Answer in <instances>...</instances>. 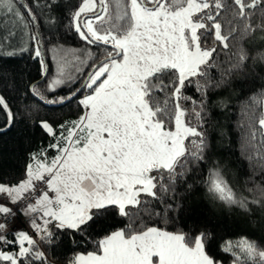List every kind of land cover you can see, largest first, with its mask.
Instances as JSON below:
<instances>
[{
  "label": "snow or ice",
  "instance_id": "snow-or-ice-1",
  "mask_svg": "<svg viewBox=\"0 0 264 264\" xmlns=\"http://www.w3.org/2000/svg\"><path fill=\"white\" fill-rule=\"evenodd\" d=\"M18 2L0 0V13L12 17V27L3 41L16 35L17 26L24 30L23 38L37 39L27 31L29 23L20 8L33 22L35 15L26 4L19 3L17 7ZM232 5L235 8L232 20L227 21V34L222 31L221 17L225 0H82L70 14L69 27L87 45L100 50L99 56L85 50L84 59L75 57L81 64L85 59L93 62L82 84L83 89L90 91L78 101L83 114L61 124L59 132L42 121L41 127L55 140L49 148L55 149L56 154L49 159L46 150L41 149L32 154L23 181L11 186L0 184V195L13 205L29 197L35 199L34 204L25 205L23 214L48 244L56 235L49 229L50 223L54 222L55 229L86 238L93 227L122 218L121 226L109 225L110 230L93 241V251L75 255L70 264H218L205 250L211 233L201 231L191 236L183 231H169L149 225L145 218L161 216L149 207L152 201L163 203L165 195L175 193L177 177L185 176L189 164L204 159V98L213 86L209 70L216 67L213 53L217 51L215 46H208L209 39L227 48L229 36L236 31V20L244 22V35H251L256 28L264 31V22L253 27L252 13L246 11L256 10L258 5H264V0H232ZM7 23L6 20L0 27ZM35 56H42L39 47ZM236 56L237 62L229 72L243 68L248 60L243 48ZM260 59L264 60V54ZM40 62L43 65L42 59ZM63 75L61 70L59 76ZM67 81H72L71 75ZM223 82L222 74L215 87ZM62 83L64 79H54L50 88L55 90ZM192 85L201 94L199 104L184 93ZM79 90L74 89L68 97L49 100L35 87L32 89L47 104L70 100ZM187 101H191V108L182 103ZM252 101L260 106L262 114L259 128L249 129V143L254 151L249 160L255 158L264 169V92L253 96ZM0 108L6 111L11 126L14 114L2 96ZM40 182L43 187L37 189ZM204 183L213 201L248 214L253 207L264 212V186L256 185L259 196L252 199L238 196L219 168L210 169ZM179 207L167 204L163 221L167 222L169 209L175 211ZM37 212L42 213V224L33 215ZM15 215L12 208L0 204V216L5 221ZM7 231L6 223H0V246L18 244L19 248L6 252L0 247V264H31L33 259L46 262L28 233L16 231L14 239H9L4 234ZM223 251L231 253L233 264H264V247L247 238L235 244L225 242Z\"/></svg>",
  "mask_w": 264,
  "mask_h": 264
},
{
  "label": "trees",
  "instance_id": "trees-1",
  "mask_svg": "<svg viewBox=\"0 0 264 264\" xmlns=\"http://www.w3.org/2000/svg\"><path fill=\"white\" fill-rule=\"evenodd\" d=\"M81 2L82 0H56V3H52V0H23V4L31 8L36 17L34 22L31 21L25 9L20 8L29 23L27 31L37 39L29 40L27 51H18L14 55L0 53V96L14 114V120L9 126L6 111L0 108V184L11 186L23 181L26 178V167L32 162V154L39 153L41 149L46 150L49 159L56 154L55 149L49 148V144L55 140L41 127L42 121L48 122L59 132L61 124L77 120L83 114L78 101L90 90L83 89L68 102L65 99L63 103L47 104L34 95L31 89L35 85L39 93L49 100L68 97L74 89H79L86 74L90 72L92 61L83 78L54 91L50 90L49 82L53 70L50 50L54 46L88 47L91 52L100 55V50L95 45H87L69 27L70 14ZM19 3L22 1L19 0L17 7ZM225 3L226 9L221 12V17L224 24L222 31L227 34V21L232 20L235 6L232 5V0H225ZM49 4L52 5L50 8L47 6ZM261 8L264 5H258L256 10H246L252 13L250 22L253 27L264 22ZM50 19L54 23H49ZM233 24L237 27L228 38L227 48L219 42L213 43L211 39L208 41V46H215L217 51L213 53L216 67L209 70L213 86L208 89L204 98L207 105L204 127L201 129L207 139L204 159L189 164L190 170L185 176L177 177L175 193L165 195L163 203L152 201L149 207L161 216L153 215L150 220L145 218L149 225L169 231H183L191 236L201 231L211 233L205 250L218 264H233L231 253L223 251L227 241L235 244L247 238L264 247V212L253 207L251 214H248L238 208H229L213 201L209 198L204 183L209 170L219 168L238 196L252 199L254 195L259 196V192L255 191L256 185L264 186V169L255 158L249 160L254 155L249 143V129L259 128L258 120L262 114V109L253 103L252 97L264 92V60L260 59V55L264 54V31L256 28L251 35H244V22L236 20ZM40 43L45 59L35 56V49L40 48ZM241 48L247 52L248 60L243 68L229 72L230 66L237 62L236 53ZM44 62L47 63L48 74L42 83L37 84L44 75ZM222 74L224 82L215 87ZM184 93L197 104L202 99L195 85L186 87ZM182 103L189 108L192 106L191 101ZM252 143H258V140ZM248 189L254 191L249 192ZM167 204H171L173 208L177 205L180 207L175 211L168 210L165 223L162 216ZM121 219L117 217L101 227H93L86 238L74 235L69 230L55 229L54 222L50 223L49 229L56 233L53 243L48 244L41 240L42 248L38 249L44 253L46 262L33 259L31 264H70L75 255L93 251V241L101 238L106 229L110 230L109 225L121 226ZM6 235L9 239H14V233L8 232ZM1 247L17 251L18 244Z\"/></svg>",
  "mask_w": 264,
  "mask_h": 264
},
{
  "label": "rangeland",
  "instance_id": "rangeland-1",
  "mask_svg": "<svg viewBox=\"0 0 264 264\" xmlns=\"http://www.w3.org/2000/svg\"><path fill=\"white\" fill-rule=\"evenodd\" d=\"M86 15L90 16L91 13H88ZM81 19L83 21L84 17H82ZM6 20L8 21L7 25H5L4 27H0V45H2V46H0V53H5V54H7L9 52L16 53V52L20 51V49L22 47H26L28 50L29 40H27L26 38H23V31L24 30L20 26H17L15 28L16 35L14 37L10 38L8 41H3L2 38L6 34L7 30L12 27V17L6 16L3 13H0V25H4V22ZM17 46H19L20 49L18 47L17 50H15ZM57 49H60V50L54 51ZM85 50H90V49L88 47H71V46H65V45H57V46H54L51 48L50 54H51V59L53 62V70H52V76H51V79L49 82V88H50L51 82L54 79L60 78V79L65 80V83H62L61 85H59L55 88V90H56V89L66 85L68 83L78 81V80H80V78H83L85 76L84 74H85L86 69L89 66V63L91 60L85 59L84 63L81 64L79 61H77L75 59L76 56H80L81 59H84ZM61 70L63 71V74H64L63 77L59 76V72ZM69 75H71V77H72L71 82L67 81V77ZM87 76H88V73L86 74V77L83 80V82L86 80ZM50 90H53V89L50 88ZM21 231H24V230H21ZM26 231H24V232H26ZM29 235L31 236L30 233H29ZM32 238L36 241L35 247H37V249L41 250V248H42L41 239L36 232H35V237H32ZM25 246H27V245H25ZM18 248H19V246H18ZM2 250L6 251V252H16V251H11V250H7V249L6 250L2 249ZM17 251H18V249H17Z\"/></svg>",
  "mask_w": 264,
  "mask_h": 264
},
{
  "label": "built area",
  "instance_id": "built-area-1",
  "mask_svg": "<svg viewBox=\"0 0 264 264\" xmlns=\"http://www.w3.org/2000/svg\"><path fill=\"white\" fill-rule=\"evenodd\" d=\"M41 187H43L42 182L37 183V189H40ZM27 195L28 194H26V196ZM50 195H51V193H50ZM27 203L34 204L35 199L29 197L27 200H22V201L18 202L17 204L13 205V204L9 203L6 196L0 195V204H6L10 208H12V210L14 212H16V215L14 217H9V219L7 221H5L3 216H0V223H6V225H7L8 231L6 233H8V232L15 233L16 231H21V230L26 231L27 230L26 232L28 234L30 233L32 237H35V231L31 227L30 218L26 217L23 214V208L25 207V205ZM33 215L36 217L38 223H41V224L43 223V220L41 219L42 213L37 212V213H34ZM45 219H47V218H45ZM6 233H4V234L6 235Z\"/></svg>",
  "mask_w": 264,
  "mask_h": 264
},
{
  "label": "water",
  "instance_id": "water-1",
  "mask_svg": "<svg viewBox=\"0 0 264 264\" xmlns=\"http://www.w3.org/2000/svg\"><path fill=\"white\" fill-rule=\"evenodd\" d=\"M22 1V3H23V0H21ZM92 15V14H91ZM40 34H39V32H38V36H39ZM40 37V36H39ZM40 49H41V52H42V57H43V59H45L44 58V50H43V47H42V44L40 43ZM45 61V60H44ZM45 63V62H44ZM45 66H46V68H47V73L45 74L44 73V75H43V78L37 83V84H40V83H42L44 80H45V78L47 77V74H48V66H47V63H45ZM86 80H87V78H86ZM35 85H32V87H31V89H33V87H34ZM79 91H77L76 92V94H75V96H73L72 97V99H74L75 97H77L79 94H80V92L83 90V88H82V85L79 87ZM72 99H70V100H72ZM69 99L68 100H66L65 102H68V101H70Z\"/></svg>",
  "mask_w": 264,
  "mask_h": 264
}]
</instances>
